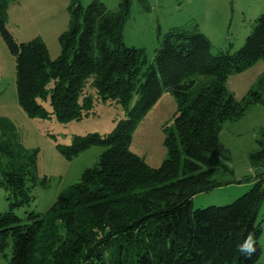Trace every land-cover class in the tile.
<instances>
[{"label":"trees","instance_id":"trees-1","mask_svg":"<svg viewBox=\"0 0 264 264\" xmlns=\"http://www.w3.org/2000/svg\"><path fill=\"white\" fill-rule=\"evenodd\" d=\"M8 1L0 0V34L14 57L17 100L27 114L46 117L41 101L47 100L58 120L79 119L93 96L126 113L106 135H77L70 145H58L68 157L91 145L106 148L45 213L29 212L23 221L13 209L0 211V251L8 240L12 246L8 264H256L264 178L231 203L191 205L195 194L225 183L213 177L219 168L233 172L219 139L223 122L264 104V71L240 100L226 87L230 72L264 57V11L232 53L213 54L205 34L182 26L169 28L149 59L144 48L123 41L130 0L113 10L100 0L85 7L71 0L69 27L51 58L42 38L16 41L7 30ZM164 89L174 94L177 110L172 124L163 126L167 156L152 167L129 145L137 121ZM257 141L252 165L264 164V141ZM36 153L0 117V184L12 194L11 207L31 198ZM249 234L256 251L247 256L238 244Z\"/></svg>","mask_w":264,"mask_h":264},{"label":"rangeland","instance_id":"rangeland-1","mask_svg":"<svg viewBox=\"0 0 264 264\" xmlns=\"http://www.w3.org/2000/svg\"><path fill=\"white\" fill-rule=\"evenodd\" d=\"M92 0H79L85 7ZM113 10L121 0H100ZM71 0H9L6 7L7 30L16 41L40 37L51 58L60 53L59 35L70 22L68 6ZM264 11V0H130L128 18L123 26L126 45L144 48L149 59L160 38L169 28L186 26L205 34L211 42L212 53L239 49L252 31L258 16ZM264 71V57L241 71L228 74L227 89L237 100L242 99ZM135 96L131 100L134 102ZM48 111L46 117L30 116L17 100L15 61L0 34V117L9 119L19 134L21 143L37 150L36 177L28 181L31 198L23 204L10 206L12 194L0 184V211L13 209L23 221L29 212L45 213L58 194L78 181L81 172L94 165L106 148L91 145L77 155L66 156L59 144L68 146L77 135L108 134L117 121L126 117L123 107L115 102L102 101L93 96L89 112L79 119L60 121L52 113L47 100L41 101ZM177 110L174 94L164 89L146 114L137 121L129 149L141 156L152 167H157L167 156L164 143L165 124L171 125ZM264 128V104H252L237 120H225L219 139L229 149L230 160L225 163L230 173L219 168L213 177L223 181L219 186L199 192L192 198L191 209L208 205H224L250 189L264 178V164L252 165L249 153L260 148L257 141ZM212 164L216 162L211 159ZM257 222L262 232L259 237L261 254L256 264H264V199L260 204ZM12 256L10 240L0 251V264H8Z\"/></svg>","mask_w":264,"mask_h":264},{"label":"clouds","instance_id":"clouds-1","mask_svg":"<svg viewBox=\"0 0 264 264\" xmlns=\"http://www.w3.org/2000/svg\"><path fill=\"white\" fill-rule=\"evenodd\" d=\"M238 248L244 255L250 256L256 251V240L254 236L249 234L242 243L238 244Z\"/></svg>","mask_w":264,"mask_h":264}]
</instances>
